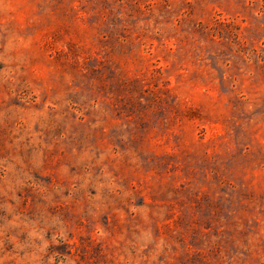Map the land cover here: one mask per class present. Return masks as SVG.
Masks as SVG:
<instances>
[{
  "label": "rangeland",
  "instance_id": "374dc122",
  "mask_svg": "<svg viewBox=\"0 0 264 264\" xmlns=\"http://www.w3.org/2000/svg\"><path fill=\"white\" fill-rule=\"evenodd\" d=\"M0 264H264V0H0Z\"/></svg>",
  "mask_w": 264,
  "mask_h": 264
}]
</instances>
